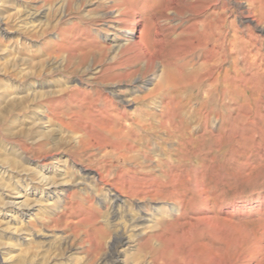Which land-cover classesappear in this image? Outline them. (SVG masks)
Returning a JSON list of instances; mask_svg holds the SVG:
<instances>
[{"label": "rangeland", "instance_id": "rangeland-1", "mask_svg": "<svg viewBox=\"0 0 264 264\" xmlns=\"http://www.w3.org/2000/svg\"><path fill=\"white\" fill-rule=\"evenodd\" d=\"M255 1L0 0V264H136L155 224L160 264H264ZM131 24L138 46L117 50ZM58 32L66 49L52 46ZM47 102L65 124L92 120L94 145L75 150L84 124L45 117Z\"/></svg>", "mask_w": 264, "mask_h": 264}, {"label": "bare ground", "instance_id": "bare-ground-1", "mask_svg": "<svg viewBox=\"0 0 264 264\" xmlns=\"http://www.w3.org/2000/svg\"><path fill=\"white\" fill-rule=\"evenodd\" d=\"M255 3H257L258 5H257V11L256 12H258V13H262V4H263V2H262V0H256L255 1ZM29 14V13H28ZM31 16H33V15H31ZM37 16V15H36ZM35 16V17H36ZM39 16H41V15H39ZM119 16V15H118ZM28 17V16H27ZM31 18V17H30ZM38 18V17H37ZM134 25V24H133ZM133 25L131 24L130 25V27H129V29H128V31L126 32V33H124V36H123V38H122V40L120 41V45H119V47H118V49L117 50H122V49H128V48H132V47H137L138 45L136 44L137 43V39H136V32L134 31V28H133ZM141 35V34H140ZM157 35V33L155 32V36ZM65 35H64V32H58V33H56V36L53 38V48L55 47L57 50H60V47L61 48H64L65 46H66V41H65ZM46 45V44H45ZM68 45V44H67ZM141 45V44H140ZM44 46V45H43ZM48 47H49V45H48ZM56 49H54V50H56ZM64 49H66V48H64ZM135 49H138V48H135ZM140 49V48H139ZM138 49V50H139ZM64 51V50H63ZM123 51V50H122ZM48 52H50V51H48ZM53 51H51V53H52ZM58 52V51H57ZM60 52V51H59ZM118 52V51H117ZM53 54H55L54 52H53ZM57 54V53H56ZM148 54V53H147ZM146 54V55H147ZM140 55V54H139ZM149 55H151V54H149ZM80 56V55H79ZM148 56V55H147ZM151 57V56H150ZM70 58V57H69ZM74 58V57H73ZM72 58V59H73ZM149 59V58H148ZM65 61V63L62 65V68H60V72L59 73H63V74H67L69 71H70V68H69V66H70V62L71 63H73L72 61H70L68 58L66 59V60H64ZM85 61V58L83 57L82 59H81V57L79 58V63H83ZM100 60H98V62H99ZM149 61V60H148ZM76 62V61H75ZM149 63H151V62H149ZM76 66L78 65V64H75ZM133 65V64H132ZM150 67V66H149ZM226 73H227V71H226ZM73 74V73H72ZM166 74V73H165ZM126 76H128V75H126ZM244 76V75H243ZM237 80V79H236ZM244 85V84H243ZM61 87V86H60ZM65 90V89H64ZM61 91H63V89L61 90ZM97 90L95 89V92H96ZM64 94V93H63ZM61 97H63V96H61ZM146 98V97H145ZM37 99H39V101L41 100L42 101V103H43V100H45L46 99V97H45V95H41L39 98H37ZM54 99V98H53ZM64 99V98H63ZM259 100V99H258ZM36 101H38V100H36ZM53 101V100H52ZM113 101V100H112ZM59 103V102H58ZM260 106L259 107H262L263 105H264V101H262V102H259L258 103ZM54 103L52 104V103H49V102H47V105H45V113H46V116L45 117H47V118H49L50 116H53V115H55V117L59 120V122H60V124H63L66 128H70V130H71V132H73V133H76V132H78L79 131V129H81L80 128V126H82L83 124H84V131H83V134H81L80 136H79V139H78V142H77V145L74 147V149L75 150H77V151H83V152H85L86 150H88L91 146H93L94 144H91V143H89V142H91L92 140H91V133L94 131V126H96V125H91V127H89V129H88V127H87V124L88 123H90V122H93L92 120H89V119H85V121L83 122V124L81 125V124H77V125H73V126H71L69 123L68 124H65L66 122H64L63 123V121H61L60 120V116L57 114V111L55 112L54 110ZM17 106H18V104H17ZM111 106H114V104L112 103L111 104ZM246 106V105H245ZM252 106V105H251ZM14 107H16V104H14ZM247 109V108H246ZM252 109V108H251ZM58 110V109H57ZM59 111V110H58ZM245 111V110H244ZM101 114V113H100ZM129 113H125V111H122V113H121V116L123 117V118H126V116L128 115ZM45 115V114H44ZM100 116H102V115H99V119L101 118ZM104 116V115H103ZM95 117V116H94ZM97 117V116H96ZM104 117H106V116H104ZM147 117H148V115H147ZM93 119H95V118H93ZM98 119V120H99ZM104 119V118H103ZM127 119V118H126ZM97 120V121H98ZM101 120H102V118H101ZM146 120V119H145ZM103 122H105V121H103ZM106 122H107V120H106ZM143 122H144V120H143ZM148 122V121H147ZM107 123H109V122H107ZM142 123V122H141ZM111 124V123H110ZM139 124V123H138ZM138 124L136 125V126H138ZM62 125V126H63ZM98 126L96 127V128H101V127H103L104 125L103 124H97ZM144 125H145V123H144ZM147 126H148V124H147ZM151 127V126H150ZM115 128V127H114ZM140 128V127H139ZM121 129V128H120ZM119 132H120V130H119ZM167 132V131H166ZM94 134V133H93ZM94 136H97V135H94ZM137 137V136H136ZM92 138H94V137H92ZM180 139H182V138H180ZM189 139V138H188ZM148 140V139H147ZM126 142V141H125ZM181 142V141H180ZM123 143V142H122ZM132 143V142H131ZM138 143H140V142H138ZM174 144H175V142H174ZM178 144H179V142H178ZM40 145V144H39ZM39 145H37V147H36V149L37 150H40L39 148H42V147H40ZM111 146V144L109 143V144H107L106 146ZM123 145V144H122ZM185 145H187V144H185ZM178 146V145H177ZM180 146V145H179ZM188 146V145H187ZM97 147L98 148H103L104 146L103 145H97ZM123 147V146H122ZM22 148L24 149V150H29V148H27V147H25V146H22ZM133 148V147H132ZM178 148V147H177ZM179 149V148H178ZM181 150V149H180ZM186 150V149H185ZM147 153V152H146ZM149 153V152H148ZM124 156V158L125 159H127V158H129V157H127L126 155H123ZM150 157V156H149ZM133 158V157H132ZM135 158V157H134ZM147 158H148V154H147ZM15 159H17V158H14L13 160L11 159V161H13V162H11V163H15ZM17 160H19V158L17 159ZM136 162V161H135ZM5 174V170H3L2 171V169H0V176H3ZM96 176H98V180H99V182H104V176L102 175V173L100 174V173H98ZM95 176V177H96ZM45 178H42V180H41V182H43L44 184H42V185H44V186H47L48 188V190H51V189H53L54 188V186H51V184L49 183V182H47V179H45V181H43ZM53 184V183H52ZM108 185V187L109 186H111L112 184L111 183H109V184H107ZM150 193V192H149ZM149 193H147V192H141V194H142V197L141 198H143V197H145V196H149L150 194ZM17 194H18V192H17ZM69 194V193H68ZM121 194V192H119V195ZM140 194V193H139ZM149 194V195H148ZM141 196V195H140ZM113 201H114V203H121V201H120V199H119V197L116 195V196H114L113 197ZM1 205L4 207V208H10V209H14V210H16V213H18L20 216H28L29 214H30V211L32 210L31 208H29V207H21V206H19V204H17V203H14V202H10V201H3V203H1ZM164 214V213H163ZM170 215V214H169ZM168 215V216H169ZM161 217V216H160ZM163 218V217H162ZM165 219H166V217H164ZM167 220V219H166ZM166 220H165V223H166ZM161 222V221H160ZM155 224V223H154ZM153 224V225H154ZM160 224V223H159ZM158 225V224H157ZM157 225L155 224V226H149L148 227V231H146L145 233H143V235L141 236V238L140 239H138V242H137V244H136V253H135V255H134V257H132L134 260V262L136 263V264H160L159 262H157V261H155L154 260V258H155V256H156V254L158 253V246H155L154 244H153V241H155L156 243H158L160 240H159V235H157L156 234V230H157ZM162 225H163V222H162ZM161 229V228H160ZM158 232H160V231H158ZM106 232H105V230L102 228V227H97V229H96V237H94V244H92V245H94V247L92 246V248H93V250L94 251H96V250H100L101 249V238H102V235L104 236V234H105ZM119 236V235H118ZM101 237V238H100ZM1 238V237H0ZM1 241V240H0ZM88 241V240H87ZM86 241V242H87ZM89 242V241H88ZM119 243H121L120 241H116V240H113L112 241V244H111V248H114L115 246H116V244H119ZM88 246H89V243H88ZM91 248V247H90ZM88 251V250H87ZM87 251H86V253H87ZM160 251V250H159ZM92 252V251H91ZM92 253H94V252H92ZM160 253V252H159ZM158 253V254H159ZM98 253H95V255L94 256H92L93 258L97 255ZM91 255V254H90ZM91 260H92V258H91ZM159 260V259H158ZM164 260V259H163ZM91 262V261H90ZM216 262V261H215ZM222 262V261H221ZM195 263V262H194ZM193 262H191V263H189V264H194ZM167 264H172V263H167ZM214 264H217V263H214ZM219 264V263H218Z\"/></svg>", "mask_w": 264, "mask_h": 264}]
</instances>
